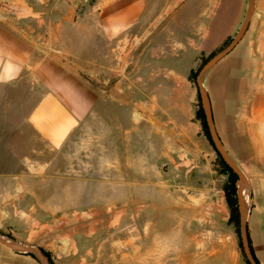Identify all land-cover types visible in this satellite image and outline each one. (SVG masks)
I'll use <instances>...</instances> for the list:
<instances>
[{
  "label": "crops",
  "instance_id": "obj_1",
  "mask_svg": "<svg viewBox=\"0 0 264 264\" xmlns=\"http://www.w3.org/2000/svg\"><path fill=\"white\" fill-rule=\"evenodd\" d=\"M244 3L245 0H217L201 32L199 26L193 27L196 34L193 43L208 52L221 46L238 28ZM69 9L73 11L72 20L65 18ZM148 9L149 0H99L92 3L86 0H0V100L16 101L12 92L26 78L32 91L36 92L35 101L24 119L11 120L14 124L12 131L28 125L48 151L57 156V151L98 102L96 90L81 74H91L86 67L92 63L98 67L100 58L110 57L119 65L113 66L114 75L121 74L122 57L115 53L120 38L128 32L137 35L138 28L142 27L145 28L142 34L145 54H148L151 66L148 68L146 63L143 68L139 67V56L133 61L129 53L130 67L116 80L114 89L122 83L125 90L140 92L143 99L132 102L137 112L139 107L146 108L147 104L153 106L149 103L153 101V104L176 105L177 98H173L176 93L173 97L168 94L178 90L177 71L167 63L170 58V42L166 35L168 20L148 18ZM22 23L43 27L47 36L45 42L25 34ZM158 35L160 41H157ZM136 44L130 46V52L137 48ZM105 45L112 48V55L105 50ZM152 59L155 60L154 67ZM124 63L127 64L126 60ZM204 85L217 134L249 182L246 226L254 255L259 264H264V2L255 0L244 35L212 66ZM152 92L161 93L153 95ZM165 111L159 110L151 122L154 133L150 136L162 140L160 152L153 157L150 151L145 161L150 165L156 158L158 163L166 166L167 172L189 164L192 171L189 187L194 186L199 192L192 198L194 210L196 214H209L205 218L214 221L213 214L217 212L212 208L214 201H208L207 195L218 191L210 161L213 154L216 157V152L210 144L208 147L202 135L198 136V119L187 124L170 113L165 115ZM191 131L194 132L193 138ZM3 139L5 136L1 134L0 147H4ZM171 139L173 143L165 141ZM173 144L175 146H169ZM3 153L0 151L1 155ZM54 163V158L41 161L35 157H23L10 168L0 163L1 231L10 232L20 241H33L37 234L34 227H50L48 220L40 225L43 217L48 219L52 215L50 208H46L43 214H35L34 210L35 203L40 201L38 187L47 181L43 171L49 170ZM126 163L128 177L123 180L83 179L89 185L95 181L98 188L96 198L91 201L105 200L106 182L112 187L124 188L123 193L118 192L119 196L124 194L123 200L137 201L138 185L152 182L147 177L136 178L137 160L133 156L129 155ZM72 180L64 184L65 193L74 184ZM56 195V192L48 193V199ZM214 200L222 210L225 209L222 194ZM12 253L0 243V264H19L20 256ZM25 257L32 260L30 255ZM232 259L233 264L245 263L235 253Z\"/></svg>",
  "mask_w": 264,
  "mask_h": 264
},
{
  "label": "rangeland",
  "instance_id": "obj_2",
  "mask_svg": "<svg viewBox=\"0 0 264 264\" xmlns=\"http://www.w3.org/2000/svg\"><path fill=\"white\" fill-rule=\"evenodd\" d=\"M96 1L99 0H86L89 3ZM216 2L217 0H149L147 17L168 20L166 35L170 42V58L167 63L177 71L178 76V90L168 93L169 97L176 93L173 97L177 98L174 106L160 102L153 104V101L149 102L153 106L147 104L146 108L139 107L137 112L132 102L137 98L142 100V94L128 88L125 90L122 83L114 89L116 80L120 75L123 77L126 68L130 67L131 55L133 61L139 56V67L143 68L146 63L148 68L151 66L149 56L145 54V39L142 35L144 27L138 28L137 35L132 32L130 35L128 32L120 38L115 53L122 57L121 74L117 72L114 75L113 66L119 65L111 57L100 58L98 67L93 63L86 67L91 74H81L96 90L98 102L90 115L75 128L57 151V156L48 151L28 125L12 131L14 124L11 120H23L36 98V92L32 91L27 78L12 92L16 101L0 100V135L5 136L4 147H0V151L4 152L3 155L0 154V163L10 168L23 157H35L41 161L56 159L49 170L43 171V177L47 181L38 187L40 201L35 203L34 210L35 214H43L46 208H50L52 215L48 219L43 217L40 222L41 225L49 221L50 227H34L37 234L33 241H20L8 231H2L3 233L22 243L49 251L54 264H233L234 253L244 260L234 225L228 221L229 209L225 199L223 210L214 200L220 198L221 194L224 196L221 187L226 178L219 171L215 154L210 161L218 191L214 190L212 195L206 196L208 201H214L212 208L217 212L213 214L214 221L205 218L209 214H196L194 210L192 198L199 192L194 186L189 187L192 172L189 164L179 165L167 172L166 166L158 163L156 158L150 165L145 161L150 151L153 157L160 152L162 140H155L150 136L154 133L151 122L160 113L159 110L164 109L165 115L170 113L187 124L197 121V89L196 83L187 78L189 68L195 70L204 57L224 45L210 52L203 51L201 45L193 43L196 38L193 27L199 26L201 32L204 23L213 13ZM246 6L247 0L238 28L245 16ZM21 28L29 37L40 38L43 42L47 39L43 27L22 23ZM173 38L176 40H172ZM158 40H161L160 35ZM135 43L137 48L130 52V46ZM111 49L105 45V50L110 55ZM125 60L127 64L124 63ZM151 61L154 67L155 60ZM152 93L154 95L161 92ZM191 134L193 138L194 132L191 131ZM197 134L205 138L199 124ZM165 141L173 143L172 139ZM209 144L208 142V147H211ZM169 146L173 147L175 144ZM129 155L137 160L136 178L141 180L147 177L152 184L138 185L137 201L128 202L123 200V187H112L106 182L105 200L91 201V198H96L98 188L95 181L89 185L83 179L127 178L126 160ZM70 180L74 184L65 193L64 184L70 183ZM249 189L250 186L244 192L248 209ZM54 192L57 193L55 198L48 199V193ZM118 192H122L120 196ZM8 249L20 256L19 264H40L32 256L29 261L25 257L28 255L26 252Z\"/></svg>",
  "mask_w": 264,
  "mask_h": 264
},
{
  "label": "water",
  "instance_id": "obj_3",
  "mask_svg": "<svg viewBox=\"0 0 264 264\" xmlns=\"http://www.w3.org/2000/svg\"><path fill=\"white\" fill-rule=\"evenodd\" d=\"M255 7V0H247V6L245 11V16L233 35V37L230 39L228 43H226L222 48L217 50L213 55H211L199 68L196 77H195V83H196V89L200 97V103L201 107L205 116V121L208 127V131L211 137V140L213 142V145L215 149L219 152L223 160L228 164V166L236 173L237 180H236V187H237V200L239 205V214H240V237L243 247V252L249 261V264H257L250 252L249 245H248V239H247V230H246V220H247V214H248V207H247V201L244 197V192L249 187V182L247 180V177L245 176L244 172L240 168V166L233 160V158L229 155L227 150L224 148L217 131L215 129L213 117H212V111H211V104L209 100V96L207 94V91L204 87V79L209 70L212 68V66L223 56H225L228 52H230L234 46L238 43V41L242 38L244 35L250 18L252 16V13L254 11ZM72 14L73 11L71 9L68 10V14L65 15V18L67 20H72ZM0 243L6 245L12 250L18 251V252H30L32 253L35 258L40 262V264H51L46 257V255L43 254L40 247L33 245V244H26L22 243L20 241H17L13 239L12 237H9L8 235L0 233Z\"/></svg>",
  "mask_w": 264,
  "mask_h": 264
},
{
  "label": "trees",
  "instance_id": "obj_4",
  "mask_svg": "<svg viewBox=\"0 0 264 264\" xmlns=\"http://www.w3.org/2000/svg\"><path fill=\"white\" fill-rule=\"evenodd\" d=\"M231 37L228 38L222 45H225L226 43H228L230 41ZM221 45V46H222ZM215 52L212 51L207 57H204L201 61V64L195 69H191L189 74H188V78L192 81L195 82V77L196 74L199 70V68L201 67V65L211 56L213 55ZM195 117L196 119H198L199 124H200V128H201V132L202 134L205 136V138L207 139V141L210 143V145L213 147V149L216 152V161L220 166V170L225 173L227 175L226 180L223 184V193H224V199L225 202L228 206L229 209V216H228V221L229 223L234 225V229L235 232L238 235V246L240 247L244 262L246 264H249V261L247 260L244 252H243V247H242V242H241V237H240V214H239V205H238V200H237V187H236V180H237V175L236 173L228 166V164L223 160V158L221 157V155L219 154V152L215 149L213 142L211 140L209 131H208V127L205 121V116L201 107V103H200V97L199 94L197 92V109L195 111ZM246 230H247V226H246ZM0 233L8 235L6 233H3L0 230ZM9 236V235H8ZM247 239H248V245H249V249L250 252L255 260V262L257 264H259L256 256L254 255L252 246H251V242H250V238L248 235V231H247ZM43 252L44 255H46V257L48 258L49 262L51 264H54V262L52 261V259L50 258V253L49 251L44 250L43 248H40ZM28 255L35 257L32 253L30 252H26Z\"/></svg>",
  "mask_w": 264,
  "mask_h": 264
}]
</instances>
